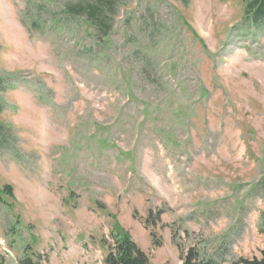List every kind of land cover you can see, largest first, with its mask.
<instances>
[{"label": "rangeland", "instance_id": "374dc122", "mask_svg": "<svg viewBox=\"0 0 264 264\" xmlns=\"http://www.w3.org/2000/svg\"><path fill=\"white\" fill-rule=\"evenodd\" d=\"M0 0V264L264 249V21L243 0ZM5 185L13 196L2 192Z\"/></svg>", "mask_w": 264, "mask_h": 264}, {"label": "trees", "instance_id": "16d2710c", "mask_svg": "<svg viewBox=\"0 0 264 264\" xmlns=\"http://www.w3.org/2000/svg\"><path fill=\"white\" fill-rule=\"evenodd\" d=\"M118 0H75L62 4V10L71 15L84 19L97 28L100 32H108L109 17L115 10ZM245 3V14L254 24L264 21V0H243ZM2 192L13 196V189L5 185ZM1 194V193H0ZM262 230L264 231V214L262 216ZM102 242L107 246L108 254L104 259L105 264H151L147 254L140 249L131 236L122 230L110 234V238H103ZM30 259H23L20 264H31ZM182 264H211L210 261L200 260L197 252L193 249L183 257ZM235 264H264V249L260 257L251 259L242 258Z\"/></svg>", "mask_w": 264, "mask_h": 264}]
</instances>
